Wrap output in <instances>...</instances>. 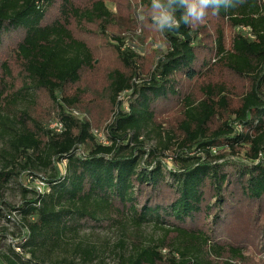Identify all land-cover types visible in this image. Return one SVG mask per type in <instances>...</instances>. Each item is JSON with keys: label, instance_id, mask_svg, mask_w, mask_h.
<instances>
[{"label": "trees", "instance_id": "trees-1", "mask_svg": "<svg viewBox=\"0 0 264 264\" xmlns=\"http://www.w3.org/2000/svg\"><path fill=\"white\" fill-rule=\"evenodd\" d=\"M143 2L151 8V0ZM224 6L213 17L241 29L229 47L220 27L209 46L197 26L182 24L163 32L169 50L147 80L137 74L135 54L116 47L129 73L116 69L108 75L116 114L104 145L91 122L71 111L83 104L78 87L96 61L72 25H99L105 33L115 22L105 0H0V138L6 162L0 183L24 174L29 184L21 203L9 205L23 232L15 245L20 253L10 247L0 264H98L105 244H66L69 235L93 225L120 235L112 247L118 264H249V245L257 241L264 251V222L239 218L242 209L264 208V0H244L227 12ZM206 52L215 66L249 82L238 108L230 107L222 85L205 86L201 99L186 92L184 83L204 78L212 65ZM128 92L133 97L120 99ZM42 96L52 104L60 132L36 118ZM164 104L180 106L177 130L160 121ZM229 155L244 161L227 160ZM47 170L48 177L37 172ZM37 181L46 184L45 191L34 187ZM247 220L255 227L251 231L245 230ZM147 228L158 237H149ZM65 246L70 256L53 258Z\"/></svg>", "mask_w": 264, "mask_h": 264}, {"label": "rangeland", "instance_id": "rangeland-1", "mask_svg": "<svg viewBox=\"0 0 264 264\" xmlns=\"http://www.w3.org/2000/svg\"><path fill=\"white\" fill-rule=\"evenodd\" d=\"M92 0H74L77 5H86ZM108 9L114 14V25L102 33L99 25H86L83 24L81 28L76 26L73 22L72 28L75 30L76 36L85 40L93 49L96 61L95 68L91 72H85L82 83L78 87V91L82 94V102L80 109L71 111L74 116L80 121H90L93 126V134L99 144L108 145L107 130L109 124L114 119V112L116 110L109 103L108 94V75L113 70H121V72L129 73L124 63L118 58L116 47H120L123 52L134 53V67L139 72L137 73L140 80H147L157 68L159 61L167 54L169 45L165 41L163 32H160L152 27V20L150 15V8L144 5L143 0H105ZM199 34V39L205 45L211 46L215 40L216 30L220 27L225 32L226 43L228 47L236 33H240L241 29L235 30L227 23L219 21L211 14L207 17L204 23L196 25ZM195 26V27H196ZM242 31H246L243 29ZM206 61H211L205 71L204 78L188 84L184 83L186 92L192 94L194 98L201 99L202 88L207 85H222L226 91L227 98L231 108H238L240 105L241 97L249 90V82L235 77L227 69L221 66H215V57L213 54H205ZM14 76H18V71L15 68ZM17 88L21 87L20 82L17 83ZM133 97L131 92L123 93L120 96L122 100H128ZM119 99V100H120ZM123 112H128V108L123 107ZM160 121L168 128L177 130L180 121L182 120V111L180 106L175 104L160 106L158 110ZM36 118H40L46 128L53 129L56 123L52 104H49L47 98L42 96L38 103V108L34 112ZM155 142L148 145L151 147ZM4 142L0 138V171L6 164L3 160ZM219 150H213L214 153ZM223 151L221 153H225ZM227 160L244 161L242 157H227ZM170 168H173L171 160L166 161ZM64 168V167H62ZM14 168H8L7 172ZM16 171V169L14 170ZM19 171V169H17ZM41 177L50 176L51 171H37ZM23 175V176H22ZM21 177H13L6 184L0 183V255L1 253L10 252V247L16 249V244L20 242V237L23 234L20 226V219L15 215H11L9 205L17 206L22 201L23 189L29 184L27 178L22 174ZM36 186V184H35ZM34 186V187H35ZM32 188L33 186H29ZM246 211V212H245ZM241 214V215H240ZM239 218L250 219V222L260 224L264 222V208L260 211L253 206L247 207L246 210H240ZM248 221L249 226L245 229L253 230L255 227ZM145 233L149 237H158L152 228H147ZM250 233L247 234L249 236ZM120 235L110 231L107 228L93 226H86L81 230L79 236H68L66 244H74L78 241L86 243H93L96 245L106 246L107 251L102 253L99 259H96L98 264H118L119 257L117 249L112 248L117 245ZM251 238H248L250 241ZM245 255L249 260V264H263L264 251L262 252L257 245L251 244L246 249ZM20 253V252H19ZM72 253L70 246L63 247L62 250L56 251L53 258H62L70 256Z\"/></svg>", "mask_w": 264, "mask_h": 264}, {"label": "clouds", "instance_id": "clouds-1", "mask_svg": "<svg viewBox=\"0 0 264 264\" xmlns=\"http://www.w3.org/2000/svg\"><path fill=\"white\" fill-rule=\"evenodd\" d=\"M243 3L244 0H151L152 27L160 32L179 30L182 24L191 28L204 23L209 14L218 15L222 4L227 12Z\"/></svg>", "mask_w": 264, "mask_h": 264}, {"label": "built area", "instance_id": "built-area-1", "mask_svg": "<svg viewBox=\"0 0 264 264\" xmlns=\"http://www.w3.org/2000/svg\"><path fill=\"white\" fill-rule=\"evenodd\" d=\"M53 129L56 130L57 132H60L63 129V126L62 124L56 122L53 125ZM35 184H36L35 187H37L38 189H41V191H45L46 184L43 181H37Z\"/></svg>", "mask_w": 264, "mask_h": 264}]
</instances>
